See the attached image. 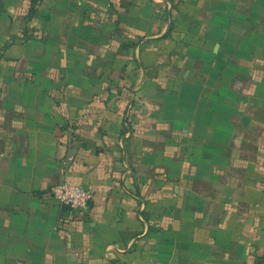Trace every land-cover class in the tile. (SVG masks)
Here are the masks:
<instances>
[{"label": "crops", "instance_id": "1", "mask_svg": "<svg viewBox=\"0 0 264 264\" xmlns=\"http://www.w3.org/2000/svg\"><path fill=\"white\" fill-rule=\"evenodd\" d=\"M261 263L264 0H0V264Z\"/></svg>", "mask_w": 264, "mask_h": 264}, {"label": "built area", "instance_id": "2", "mask_svg": "<svg viewBox=\"0 0 264 264\" xmlns=\"http://www.w3.org/2000/svg\"><path fill=\"white\" fill-rule=\"evenodd\" d=\"M49 195L61 206L68 207L79 215H84L93 201V191L84 185L74 183L69 177L53 185Z\"/></svg>", "mask_w": 264, "mask_h": 264}, {"label": "trees", "instance_id": "3", "mask_svg": "<svg viewBox=\"0 0 264 264\" xmlns=\"http://www.w3.org/2000/svg\"><path fill=\"white\" fill-rule=\"evenodd\" d=\"M262 264V263H261Z\"/></svg>", "mask_w": 264, "mask_h": 264}]
</instances>
